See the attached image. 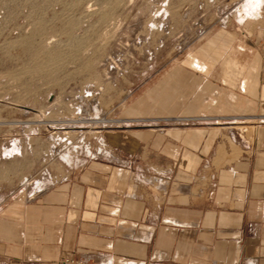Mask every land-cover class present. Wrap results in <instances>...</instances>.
Segmentation results:
<instances>
[{"label": "crops", "instance_id": "0c3cea01", "mask_svg": "<svg viewBox=\"0 0 264 264\" xmlns=\"http://www.w3.org/2000/svg\"><path fill=\"white\" fill-rule=\"evenodd\" d=\"M218 40L133 103L97 159L0 205V264H264V53Z\"/></svg>", "mask_w": 264, "mask_h": 264}, {"label": "rangeland", "instance_id": "374dc122", "mask_svg": "<svg viewBox=\"0 0 264 264\" xmlns=\"http://www.w3.org/2000/svg\"><path fill=\"white\" fill-rule=\"evenodd\" d=\"M222 31L264 53V0H0V205L97 159L173 66L217 57Z\"/></svg>", "mask_w": 264, "mask_h": 264}, {"label": "built area", "instance_id": "2783aa9c", "mask_svg": "<svg viewBox=\"0 0 264 264\" xmlns=\"http://www.w3.org/2000/svg\"><path fill=\"white\" fill-rule=\"evenodd\" d=\"M229 119L228 117H223V116H216L215 120L217 121H222V120H227ZM72 262H74V260H72Z\"/></svg>", "mask_w": 264, "mask_h": 264}, {"label": "bare ground", "instance_id": "6f19581e", "mask_svg": "<svg viewBox=\"0 0 264 264\" xmlns=\"http://www.w3.org/2000/svg\"><path fill=\"white\" fill-rule=\"evenodd\" d=\"M189 118V117H188ZM130 120H132V119H130ZM101 121V120H100ZM103 121H105V120H103ZM129 121V120H128ZM139 121H142V120H139ZM137 122V121H136ZM95 123V122H94Z\"/></svg>", "mask_w": 264, "mask_h": 264}]
</instances>
